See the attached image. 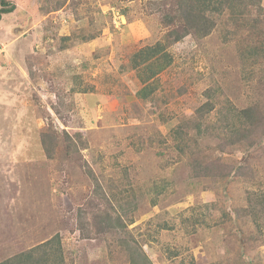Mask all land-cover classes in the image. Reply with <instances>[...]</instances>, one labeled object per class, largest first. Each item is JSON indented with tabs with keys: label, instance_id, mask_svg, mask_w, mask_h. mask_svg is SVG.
I'll list each match as a JSON object with an SVG mask.
<instances>
[{
	"label": "rangeland",
	"instance_id": "obj_1",
	"mask_svg": "<svg viewBox=\"0 0 264 264\" xmlns=\"http://www.w3.org/2000/svg\"><path fill=\"white\" fill-rule=\"evenodd\" d=\"M8 1L16 10L0 22V262L59 235L66 264H131L130 248L153 264H264V135L220 154L218 133L205 130L223 124L221 101L264 111V0L245 24L225 13L210 36L178 43L166 37L181 27L164 24L157 0ZM159 42L171 63L146 80L163 54L137 69L134 55ZM208 94L219 101L199 138ZM175 129L198 137L187 155L218 161V179L192 177ZM45 130L57 136L51 156Z\"/></svg>",
	"mask_w": 264,
	"mask_h": 264
},
{
	"label": "trees",
	"instance_id": "obj_2",
	"mask_svg": "<svg viewBox=\"0 0 264 264\" xmlns=\"http://www.w3.org/2000/svg\"><path fill=\"white\" fill-rule=\"evenodd\" d=\"M156 2L158 3L153 4L154 8L162 14V21L164 24L167 27H181V29H175L170 32L166 37L172 38L173 43L183 41L188 36H195L198 39L210 36L216 29L218 20L221 19L225 13L231 14L233 22L241 26L242 23L245 24V20L242 19L244 13L247 12L249 8L248 12L251 13V6L256 5L261 11V7L259 6L261 0H157ZM165 4L170 5V7H164ZM15 10V5H12L8 0H0V22L5 15L12 14ZM257 25L258 21H254V25L249 27L256 35ZM94 38V36L89 35L84 38V42H89ZM71 40V36L62 37L60 49H65V47H67V42ZM262 44L264 45V42ZM165 47L166 46L162 42H159L153 47H147L136 53L132 65L133 69L140 68L144 65L148 66L154 59L156 60L163 54L165 60L160 65L159 70L154 71V69H151L150 77L148 76L146 78V80L153 79L154 76L171 63L170 55L166 53ZM151 86V84H148L139 92V95L142 96L143 99L149 96L151 97L153 93ZM259 86L261 89H264V75L259 80ZM82 92L86 93L88 91L83 89ZM207 98L209 101L197 110L198 121L194 122V130L199 138L204 136L202 132L203 122H205L206 119L205 114L214 111L213 108L219 101L214 94H208ZM221 103H229L226 108L222 107L219 111V121H222L223 124L220 127L211 125L205 129H210L218 133L219 137L217 138L222 141H220L219 144L217 143L216 149L220 154H224L229 150H236L237 148L244 149L246 148L245 146L251 147L259 140L258 137L261 134L264 135V111L259 104L255 103L248 108L240 109L231 103V101H221ZM174 133L177 141L176 146L184 155H187V151L190 147L196 148L198 137H196V140L194 139L189 142V139L183 136L178 129H175ZM67 138L72 141L71 137L67 136ZM56 139L57 136L53 130L41 132V141L44 151H46L49 156L54 152ZM198 152V156L194 155L196 153L194 151L191 152V156L189 153L187 155L192 177L202 178L204 176H213L214 179H218L215 168L218 166V161L213 162L209 157L204 156L200 151ZM240 170L243 171V168H240ZM129 251L131 254V264H153L148 256L139 249L130 248ZM0 264H66L61 238L59 235H56L52 239L28 251L21 252L11 258L5 259L0 262Z\"/></svg>",
	"mask_w": 264,
	"mask_h": 264
},
{
	"label": "clouds",
	"instance_id": "obj_3",
	"mask_svg": "<svg viewBox=\"0 0 264 264\" xmlns=\"http://www.w3.org/2000/svg\"><path fill=\"white\" fill-rule=\"evenodd\" d=\"M40 245V244H39Z\"/></svg>",
	"mask_w": 264,
	"mask_h": 264
}]
</instances>
